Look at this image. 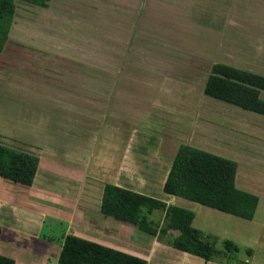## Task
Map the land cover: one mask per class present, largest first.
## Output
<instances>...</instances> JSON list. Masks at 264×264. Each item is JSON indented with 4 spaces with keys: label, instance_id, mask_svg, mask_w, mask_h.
Returning <instances> with one entry per match:
<instances>
[{
    "label": "crops",
    "instance_id": "crops-1",
    "mask_svg": "<svg viewBox=\"0 0 264 264\" xmlns=\"http://www.w3.org/2000/svg\"><path fill=\"white\" fill-rule=\"evenodd\" d=\"M122 1L137 4L136 12L141 4L155 5L156 18L160 20L157 23L164 28L193 24L190 17L195 13L178 9L186 2ZM94 3L97 1L50 0L48 7H37L48 10L49 24L55 26L62 22L72 27L70 21L75 18L80 21L79 25L87 26L89 35L98 36L99 25L109 24L108 19L113 21L114 15L112 12L107 16L93 12L91 5ZM187 3L193 4L189 0ZM199 6L206 17L200 28L202 32L198 34L204 36L206 46L218 37L225 53L218 62L264 76V0H203ZM14 21L15 16L12 26ZM48 33L55 35L53 30L45 28L39 35L49 37ZM57 35L59 39L70 37L69 32ZM70 42L73 40L61 43L56 39L42 47L40 44L31 47L14 45L20 47L17 51L26 52L25 56L30 59L28 63L48 61L47 71L54 69L53 63L66 65L58 77L43 75L32 81L29 79L30 97L39 102L28 106L22 134L14 141L21 150L35 154L39 164L31 185L0 177V255L13 259L15 264H60L63 242L73 235L136 256L148 264H264V248L263 253H258L264 243V221L258 219L261 194H264V178L260 176L264 173V116L207 97L204 84L201 93L176 97L185 100L183 105L189 111L186 119H175L171 113L174 118L171 119L174 123L170 121L174 126L171 129L182 133L153 129L156 122L154 126L150 121L148 124L144 117L148 109L143 103L142 143L139 138L136 146L132 139L138 131L134 133L128 124L115 120L116 101L128 100L132 94V77L122 74L127 65H122V70L117 72L120 75H116L113 61L98 59L99 45L80 39ZM84 52L91 53L90 59H83ZM243 53H250L253 64H242ZM144 64L142 61V67ZM157 67L163 70L162 66ZM137 78L142 79L143 93L146 81L163 83L171 76L149 74ZM260 97L264 100V91ZM211 99L218 103H212ZM48 108L56 112L46 111ZM149 111L151 116L160 117L154 114V108ZM178 122L185 125L189 122V126L179 127ZM182 144L237 163L236 187L259 198L252 220L163 191L173 159ZM132 146L142 155H132ZM105 184L192 211V226L218 238V249H222L224 240L236 244L238 249L206 261L168 244L171 238L178 236L177 231L153 236L135 224L105 215L100 211ZM161 214L155 212L152 216L159 218ZM247 250H250L249 254Z\"/></svg>",
    "mask_w": 264,
    "mask_h": 264
},
{
    "label": "rangeland",
    "instance_id": "rangeland-1",
    "mask_svg": "<svg viewBox=\"0 0 264 264\" xmlns=\"http://www.w3.org/2000/svg\"><path fill=\"white\" fill-rule=\"evenodd\" d=\"M95 1L97 3L91 5L93 12L106 16L112 12L114 15L113 21L110 18L108 19L109 24L99 25L98 29H96L98 36L89 35L87 26L84 23L79 25L80 21L78 19L72 18L71 21L69 19L72 27H67L62 22L54 26L48 23L49 20L46 17L48 10L25 3H17L15 24L12 26L11 38L7 43V47L5 46L4 52L0 54L1 143L21 149V146H18V143L14 139L18 141L17 138L22 134L21 127L25 126L22 122L23 119L27 118L28 106L39 102L38 100L33 101L30 97V93L32 95V92L29 79L32 81L33 78L43 75L58 77L61 71H65L64 66L66 65V63H53L54 69L47 71L45 66L48 61L41 60L28 63L30 59L25 56L26 52L17 51L20 47H14V45L31 47L33 44H40L42 47L43 44L56 42V39L61 43H67L68 40H73L74 42L80 39L86 43L91 42L92 44L99 45L98 59L104 62L108 61L109 63L113 61L116 65L114 69L116 75L119 74L117 73L119 70H122V65L126 64L127 67L122 74L132 77L130 83V92L132 94L128 100L116 101L115 120L116 122L128 124L134 133L136 130L138 131L132 139V141H135L134 143L139 142V138L142 143L143 103L144 107L148 109L144 117H147L148 124L150 121L152 126L156 122L155 127L157 129L153 128L156 131L158 129L168 131L166 129L174 128L170 122L173 121L171 119H174L171 113H173L175 119H179L180 117L186 119L189 115V111L186 110L187 106L183 105L185 100L177 99L176 97L186 93H201L212 65L221 60V55L225 54L220 47L221 44L218 41V37H214L212 39L213 42H210V46H206L204 36L198 34L202 32L200 28L203 27V21L206 17L202 12V7L199 6V3L203 0H189V2H193L192 5L187 3L188 0H162L177 1L180 4L186 2V4L179 5L178 9L189 10L195 13V16L190 17L193 23L191 26L174 24L167 26V28L161 27L157 23L160 20L156 18L157 11L153 4H141L140 10L136 12L138 5L135 3H126L122 0ZM154 20L157 21L154 22ZM43 28L53 30L55 35L50 33H48L49 37L39 35ZM170 30L171 33L169 32ZM56 32L62 35L65 32H69L70 37L69 39H59ZM72 34L73 36H71ZM21 53L22 55H19ZM90 55V52H84L82 57L84 60L90 59ZM231 55L234 57L235 53L233 54L232 52ZM243 56L242 64L244 66L253 64L250 61L251 59H249L250 53H243ZM142 61L146 63L143 67ZM2 63L7 64V66H3ZM157 66H162L164 71ZM158 70L161 71L158 72ZM149 74L150 76H158L159 74L160 76L161 74L162 76H171L172 80H165L163 83L146 81L144 83L146 88L142 93V79L137 77L142 76L143 78L149 76ZM148 78L150 79V77ZM202 95L204 96V94ZM207 99L209 101V98ZM211 102L218 103L212 99ZM151 108H154V114L156 115L157 113L156 116H160L158 119L153 115L151 116L149 111ZM46 111L50 113L56 112L51 108H48ZM179 122V127L189 126V122L186 125L185 123L179 124ZM182 122L185 121L182 120ZM244 129L245 127H243V131L245 132ZM171 130H174L175 133H182L181 131H177V129ZM137 145L138 143H136ZM131 150L132 155H142L141 152L135 150L134 146H132ZM260 176L264 178V173ZM258 216L259 221H264V194H261ZM263 248L264 243H262L261 248L258 250L259 254L263 253Z\"/></svg>",
    "mask_w": 264,
    "mask_h": 264
},
{
    "label": "trees",
    "instance_id": "trees-1",
    "mask_svg": "<svg viewBox=\"0 0 264 264\" xmlns=\"http://www.w3.org/2000/svg\"><path fill=\"white\" fill-rule=\"evenodd\" d=\"M50 0H0V52L3 51L15 16L17 3L48 7ZM264 76L241 68L217 62L204 86V94L244 110L264 116ZM39 158L32 153L0 142V177L12 182L31 185ZM238 165L235 161L186 144L180 145L173 159L163 191L169 195L203 204L223 212L252 220L259 198L236 187ZM101 213L138 226L153 236L177 231L178 236L168 244L180 251L206 261L236 251L238 246L194 228V213L167 205L165 202L112 184L103 187ZM162 213L159 218L153 213ZM232 247V248H230ZM248 254L250 250H247ZM60 264H148L136 256L69 235L59 255ZM0 264H15L0 255Z\"/></svg>",
    "mask_w": 264,
    "mask_h": 264
}]
</instances>
